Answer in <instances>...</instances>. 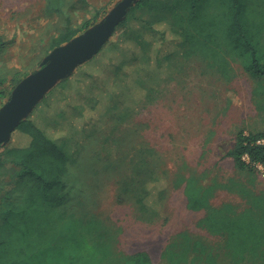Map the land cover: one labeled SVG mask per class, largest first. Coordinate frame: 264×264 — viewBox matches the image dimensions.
<instances>
[{
	"label": "rangeland",
	"instance_id": "374dc122",
	"mask_svg": "<svg viewBox=\"0 0 264 264\" xmlns=\"http://www.w3.org/2000/svg\"><path fill=\"white\" fill-rule=\"evenodd\" d=\"M119 1L65 0L64 11L50 15L45 11L46 0H0V87L9 89L10 97L14 84L41 68L53 51L51 42L55 37L67 30L82 34L86 23H99ZM117 36L115 32L110 40ZM113 53L101 54L99 64L91 71L111 85L116 74L106 68ZM231 64L232 77L227 80L211 61L192 57L154 101L142 107L135 105V116L122 124L116 142L108 139L109 127L86 140L82 157L70 167L67 200L47 216L50 226L43 229L46 237L28 230H23L21 237L8 232L17 217L3 204L21 202L31 182L27 179L13 185L14 177H10L14 170L10 166L3 169L9 174L0 179V244L23 246L22 262H9L6 256L5 264H28L29 260L30 264H64L69 253L68 261L74 264H119L126 256L139 252L148 253L151 264H167L169 249L176 254L174 260H179L195 240H203L220 252V264H229L222 254L223 237L200 226L206 211L189 207L182 176H202L203 191L212 189L209 202L215 207L228 203L238 212L249 208V198L239 192V185L249 195L264 196V165L240 177L229 155L239 131H264V76H255L253 66L242 61ZM261 64L264 68V60ZM134 67L132 64L125 72ZM87 88L80 103L87 106L85 115L95 120L89 111L94 102L87 101V97L104 99L105 87L88 83ZM53 97L48 94L32 116ZM64 101L68 103L64 108H72L74 102ZM17 133L11 144L20 146L23 141ZM135 138L137 146L161 151V159L155 161L164 163L171 181L162 217L154 222L139 220L133 204H119L116 199L120 170L134 166L138 160L136 145H132ZM191 258L189 255L187 262Z\"/></svg>",
	"mask_w": 264,
	"mask_h": 264
},
{
	"label": "trees",
	"instance_id": "16d2710c",
	"mask_svg": "<svg viewBox=\"0 0 264 264\" xmlns=\"http://www.w3.org/2000/svg\"><path fill=\"white\" fill-rule=\"evenodd\" d=\"M65 6V0H46L45 11L61 14ZM93 24L86 23L82 29ZM116 32L115 40H109L95 57L59 82V87L56 85L48 93L53 94V99H47L45 107L22 121L10 141L0 147V179L9 174L2 170L10 166L14 170L10 177H14L13 185L27 179L31 182L21 202L3 204L17 217L8 227L11 235L21 237L23 230H28L44 237L43 229L50 226V212L69 196L70 167L82 157L85 141L109 127L108 139L116 142L122 124L135 116L136 106L149 104L161 95L192 57L211 61L227 80L232 77L231 63L238 61L253 66L255 76H264V0H137ZM78 34L76 30L61 32L52 40V49L67 44ZM109 52L114 53L106 70H114V85L91 72L99 64L100 55ZM132 64L135 67L125 72ZM88 83L105 87L104 99L87 97V101L94 102L89 111L95 120L85 115L87 106L80 103ZM9 94V89L0 87V107ZM64 99L74 102L72 108H64L68 104ZM16 131L17 138L23 141L20 146L11 144ZM137 140L132 145H136L138 160L134 166L120 170L116 199L119 204H133L139 220L154 222L162 217L171 181L164 163L155 161L161 159V151L137 146ZM229 155L238 176L252 174L257 165H264V131H239ZM185 176L182 181L188 205L193 210L206 211L200 226L223 237L222 254L229 264H264V196L249 195L239 185V192L249 198V208L238 212L228 203L215 207L209 202L212 189L203 191V177L194 173ZM21 248L20 244L1 243L0 264H5L6 256L9 262H22ZM166 255L170 256L167 264H220L221 253L203 240H195L179 260H174L176 254L170 249ZM189 255L192 258L187 262ZM70 257V253L66 255L64 264L75 263L68 261ZM123 260L119 264H151L146 252Z\"/></svg>",
	"mask_w": 264,
	"mask_h": 264
},
{
	"label": "water",
	"instance_id": "95a60500",
	"mask_svg": "<svg viewBox=\"0 0 264 264\" xmlns=\"http://www.w3.org/2000/svg\"><path fill=\"white\" fill-rule=\"evenodd\" d=\"M137 0H121L97 24L53 49L37 71L14 88L0 107V147L8 143L19 124L61 81L68 79L82 64L95 57L108 43Z\"/></svg>",
	"mask_w": 264,
	"mask_h": 264
},
{
	"label": "bare ground",
	"instance_id": "6f19581e",
	"mask_svg": "<svg viewBox=\"0 0 264 264\" xmlns=\"http://www.w3.org/2000/svg\"><path fill=\"white\" fill-rule=\"evenodd\" d=\"M93 141H94V140H93ZM99 141H100V140H99ZM97 142H98V141H97ZM96 146H97V145H96ZM87 149H88V148H87ZM87 149H86V150H87ZM88 156H89V155H88Z\"/></svg>",
	"mask_w": 264,
	"mask_h": 264
}]
</instances>
